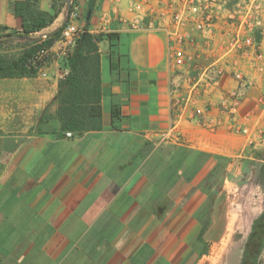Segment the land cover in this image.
Segmentation results:
<instances>
[{
    "label": "crops",
    "instance_id": "obj_1",
    "mask_svg": "<svg viewBox=\"0 0 264 264\" xmlns=\"http://www.w3.org/2000/svg\"><path fill=\"white\" fill-rule=\"evenodd\" d=\"M20 1L0 0L5 33L21 31ZM64 1L38 0L59 12L43 34ZM185 1L95 0L88 17L73 0L77 28L103 36L98 131H59V40L45 77L0 79V264H229V196L264 164V0H201L188 20ZM173 33L189 39L181 66Z\"/></svg>",
    "mask_w": 264,
    "mask_h": 264
},
{
    "label": "trees",
    "instance_id": "obj_2",
    "mask_svg": "<svg viewBox=\"0 0 264 264\" xmlns=\"http://www.w3.org/2000/svg\"><path fill=\"white\" fill-rule=\"evenodd\" d=\"M37 2L38 0H23L13 3V15L22 23L20 32L5 33V29L0 28V46L13 42L25 46L16 56L0 53V79L35 77L37 70L31 64V59L39 49H50L59 40L62 29L68 23L67 14L62 26L47 38L32 43L21 41L23 38H30L44 31L54 23L59 14L54 6L52 13L39 10ZM94 3L95 0H89L88 10L91 12ZM72 7L73 3L70 10ZM102 38V35H92L84 31L76 39L70 52L63 57V63L68 72L58 81V92L55 97L56 119L62 134L70 132L80 135L101 129V77L98 44ZM258 176L259 184L264 190V164L260 166ZM263 252L264 201L261 213L251 223L239 264H258Z\"/></svg>",
    "mask_w": 264,
    "mask_h": 264
},
{
    "label": "rangeland",
    "instance_id": "obj_3",
    "mask_svg": "<svg viewBox=\"0 0 264 264\" xmlns=\"http://www.w3.org/2000/svg\"><path fill=\"white\" fill-rule=\"evenodd\" d=\"M38 34H43V31ZM23 48L25 46L20 43H7L0 46V53L16 56ZM261 157L264 158V153H261ZM261 165L255 163L244 170V174L241 177L242 180L237 179L234 182L238 186V191L233 196H229V209L232 213L231 220L233 225L229 233L234 239V244L229 246V264H238L244 242L250 230V224L263 209L264 190L259 184L260 179L258 176V170ZM234 190L235 188L232 191L234 192ZM258 264H264V252Z\"/></svg>",
    "mask_w": 264,
    "mask_h": 264
},
{
    "label": "built area",
    "instance_id": "obj_4",
    "mask_svg": "<svg viewBox=\"0 0 264 264\" xmlns=\"http://www.w3.org/2000/svg\"><path fill=\"white\" fill-rule=\"evenodd\" d=\"M200 1L201 0H186L185 5L188 7V12L191 14L189 17H187V20L194 17L197 11H200ZM133 10L135 12H140L141 7L139 5H133ZM78 18V10L76 7H72V10L68 13V23L66 26L62 29L59 41L63 44L64 50L62 51V56L65 57L71 50V48L74 46V43L76 39L79 37V35L82 33L81 30L77 28V26L74 24V21ZM174 21L178 24H181L182 17L177 14L173 17ZM214 21V17L211 13H207L205 11V15L201 18L199 22L196 23V29L197 30H203L204 28H209ZM129 28L131 30H138L141 28V22L138 17H135L132 21L129 23ZM170 37V43L168 45V57L171 61V64L174 66H181L184 63V60L186 59L183 45L185 43L189 42L188 37L182 36L179 33H173L169 35ZM50 56V49L41 48L39 49L33 58L31 59V64L35 66L37 70L36 75H40L42 77H45V73L43 71L44 66L46 65L48 59ZM221 76V72L216 73V80ZM236 78L241 81V76L236 75ZM238 95H234V102L237 103V97ZM72 133L67 132L65 133V136L70 138L72 137ZM175 140H179V136L175 135Z\"/></svg>",
    "mask_w": 264,
    "mask_h": 264
},
{
    "label": "water",
    "instance_id": "obj_5",
    "mask_svg": "<svg viewBox=\"0 0 264 264\" xmlns=\"http://www.w3.org/2000/svg\"><path fill=\"white\" fill-rule=\"evenodd\" d=\"M72 3H73V0H65L64 1V14L67 15L71 9V6H72ZM88 16H90L91 14V11L88 10L87 12ZM66 21V18L64 20V22ZM49 35L48 34H36L30 38H23L21 39V41L23 42H27V43H32V42H36V41H39V40H43L45 38H47Z\"/></svg>",
    "mask_w": 264,
    "mask_h": 264
}]
</instances>
